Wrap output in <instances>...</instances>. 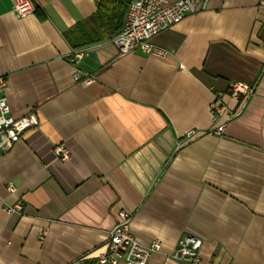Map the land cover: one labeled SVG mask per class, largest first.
Listing matches in <instances>:
<instances>
[{
  "label": "crops",
  "instance_id": "0c3cea01",
  "mask_svg": "<svg viewBox=\"0 0 264 264\" xmlns=\"http://www.w3.org/2000/svg\"><path fill=\"white\" fill-rule=\"evenodd\" d=\"M99 2L36 0L20 18L0 0V95L39 119L0 146V264H105L120 209L136 239L162 242L148 264H191L172 256L185 234L203 259L264 264V0H208L154 37L166 56L121 54ZM234 80L256 85L245 105ZM216 91L238 111L222 134Z\"/></svg>",
  "mask_w": 264,
  "mask_h": 264
},
{
  "label": "built area",
  "instance_id": "2783aa9c",
  "mask_svg": "<svg viewBox=\"0 0 264 264\" xmlns=\"http://www.w3.org/2000/svg\"><path fill=\"white\" fill-rule=\"evenodd\" d=\"M13 12L17 17H26L36 10V0H12ZM208 0H131L126 14L122 30L116 34L112 41L117 45L121 54L134 50L166 56L167 50L154 44V37L162 30L180 22L188 14L205 9ZM84 48H76L73 51L71 61L78 63L84 55ZM82 75H86L82 77ZM74 78L83 84L94 80L92 75L83 73L78 67ZM256 85L242 80H234L229 84L228 94L234 99H240L242 103L255 93ZM225 93L216 91L210 103L215 126L213 131L222 134L227 122L238 114L224 101ZM39 123L35 111H29L20 116H14L5 97L0 95V146L9 149L16 143L21 135L28 129ZM195 133L194 129L187 131L190 137ZM55 152L61 159L71 157V149L60 143L55 146ZM9 188L14 189L10 184ZM21 208V204L8 206V211ZM132 214L126 209H120L117 220L109 231L106 242V250L98 256V261L105 264H118L125 261L128 264H148L152 254L162 249V242L155 239L149 244L140 242L130 230ZM202 240L193 234H185L180 237L173 257L188 260L191 264H217L213 260L203 259L200 255Z\"/></svg>",
  "mask_w": 264,
  "mask_h": 264
},
{
  "label": "trees",
  "instance_id": "16d2710c",
  "mask_svg": "<svg viewBox=\"0 0 264 264\" xmlns=\"http://www.w3.org/2000/svg\"><path fill=\"white\" fill-rule=\"evenodd\" d=\"M130 2L124 3L122 0H100L97 18L103 31V37L113 38L122 30ZM122 8H124V11ZM124 12L126 13L125 17L123 16Z\"/></svg>",
  "mask_w": 264,
  "mask_h": 264
}]
</instances>
